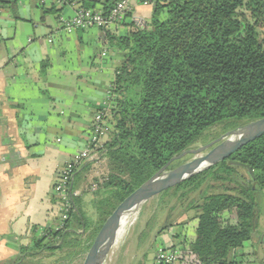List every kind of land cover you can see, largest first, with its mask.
<instances>
[{"label":"trees","instance_id":"trees-1","mask_svg":"<svg viewBox=\"0 0 264 264\" xmlns=\"http://www.w3.org/2000/svg\"><path fill=\"white\" fill-rule=\"evenodd\" d=\"M78 1L92 11L102 4L108 16L121 0ZM8 5L0 0V10ZM100 29L123 53L110 88L114 107L106 116L113 130L94 148L107 162V176L85 202L74 195L77 171L73 210L63 229L34 232L9 264H38L33 258L43 251L57 255L58 262L86 254L117 207L172 158L205 144L206 131L223 124L228 132L264 117V0H155L150 20L131 23L127 35ZM232 120L240 123L228 124ZM232 161L244 165L249 180L234 192L210 193L209 180L236 182ZM259 191L264 192V135L167 190V197L178 199L174 211L180 206L182 216L194 213L159 231L177 228L176 263L245 264L233 252L247 242L259 243ZM196 192L198 199L182 207ZM258 260L255 256L254 264Z\"/></svg>","mask_w":264,"mask_h":264},{"label":"crops","instance_id":"crops-1","mask_svg":"<svg viewBox=\"0 0 264 264\" xmlns=\"http://www.w3.org/2000/svg\"><path fill=\"white\" fill-rule=\"evenodd\" d=\"M3 1L10 5L0 10V264H9L34 232L56 228L57 175L88 146L96 114L111 113L114 103L108 95L123 53L98 27L67 33L64 23L75 16L76 7L56 6L57 12L46 14L44 9L53 5ZM151 15L152 7L132 3L125 19L107 30L125 36L131 23L147 22ZM112 130L106 119L99 144ZM96 160L98 153L84 161L75 179L74 195L85 202L84 186ZM176 231L159 235V247L177 244ZM261 255L264 235L259 243L247 242L233 252L245 264Z\"/></svg>","mask_w":264,"mask_h":264},{"label":"rangeland","instance_id":"rangeland-1","mask_svg":"<svg viewBox=\"0 0 264 264\" xmlns=\"http://www.w3.org/2000/svg\"><path fill=\"white\" fill-rule=\"evenodd\" d=\"M47 6H49V4ZM232 123L239 124L240 122L237 120L228 121V124ZM223 128L224 125L222 124L209 129L205 134L206 143L203 144L199 142L189 150H196L226 135L229 131L224 132ZM193 158L194 155H186L182 160H180L181 162L176 168L193 160ZM94 162H97V164L94 168H92L91 174L87 178L84 186L83 197L86 202H89L92 199L95 191L93 188H97V185L102 183L104 177L107 176L108 173L107 162L105 160H96ZM233 166L236 167V182L229 183L219 180H209L206 185L208 186L210 193H220L225 191L234 192V188H238L241 184H244V181L249 180V174L245 168L232 165V167ZM166 191L139 206V209L136 212L138 215L135 214L136 217H132L133 224L128 227L120 242L114 248H111L103 264H155L157 249L159 247L158 237L161 235L159 233L160 229L166 224L171 223L173 225L183 221L184 219L181 214L183 209H181L180 206H178L175 211L171 208L178 201V199L173 198L172 194L167 197L168 195L166 194ZM256 197L260 212L257 237L260 238L262 235H264V192H257ZM192 199H198V192L190 194L186 201L181 202L183 204L182 207L186 206ZM89 213H92L91 210H89ZM193 214L194 213H191L190 215ZM148 224H151V226L147 227ZM242 252L243 251L240 253ZM87 253L77 257L72 261L58 262L57 255L50 257V252L43 251L33 258V261L37 262L38 264H84ZM258 262L259 264H264V255L260 256Z\"/></svg>","mask_w":264,"mask_h":264},{"label":"water","instance_id":"water-1","mask_svg":"<svg viewBox=\"0 0 264 264\" xmlns=\"http://www.w3.org/2000/svg\"><path fill=\"white\" fill-rule=\"evenodd\" d=\"M262 135H264V117L235 130H231L226 135L205 146L196 150L185 151L172 158L168 164L158 171L151 179L126 198L105 221L87 253L84 264H103L107 254L112 248L120 228L121 219L127 212L138 208L143 203L160 195L164 191L174 188L195 175L230 158L241 147L255 141ZM189 154L194 155L193 160L174 170H169L172 163L182 160ZM204 162H207L208 166L198 171L197 169ZM231 163L236 166H244L236 161H232Z\"/></svg>","mask_w":264,"mask_h":264},{"label":"built area","instance_id":"built-area-1","mask_svg":"<svg viewBox=\"0 0 264 264\" xmlns=\"http://www.w3.org/2000/svg\"><path fill=\"white\" fill-rule=\"evenodd\" d=\"M42 5H56L58 7L72 6L76 7L75 16L64 23V30L67 33H73L77 29H87L90 27H110L122 22L126 14L131 10L132 3H137L143 6L152 7L155 0H121L108 16H105L101 10H86L79 6L78 0H39ZM111 100V94L108 95V101ZM107 111L103 109L96 114L91 128V135L88 146L77 157L64 164L59 171L56 183L54 185V195L60 204V215L56 229H63L65 221L69 219V215L73 210L71 186L76 172L81 167L84 161L91 159L96 148L101 140V136L106 124ZM177 244H173L169 248L158 247L155 264H176L179 251Z\"/></svg>","mask_w":264,"mask_h":264},{"label":"bare ground","instance_id":"bare-ground-1","mask_svg":"<svg viewBox=\"0 0 264 264\" xmlns=\"http://www.w3.org/2000/svg\"><path fill=\"white\" fill-rule=\"evenodd\" d=\"M208 166L207 162H204L203 164H201L199 166V168L197 169L198 171L203 170L204 168H206ZM138 208L132 209L129 212H127L121 219V223H120V228L118 230V233L116 235V238L113 242L112 248H114L119 242L120 240L123 238V235L126 233V230L128 229V227H130V225L133 224V219L132 217L135 216ZM138 215V214H136ZM136 217V216H135ZM135 221V220H134Z\"/></svg>","mask_w":264,"mask_h":264}]
</instances>
